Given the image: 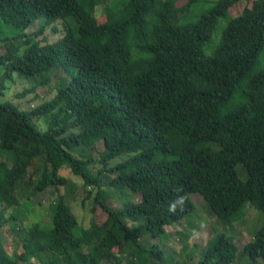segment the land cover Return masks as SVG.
<instances>
[{
	"label": "trees",
	"instance_id": "trees-1",
	"mask_svg": "<svg viewBox=\"0 0 264 264\" xmlns=\"http://www.w3.org/2000/svg\"><path fill=\"white\" fill-rule=\"evenodd\" d=\"M177 1L0 0V95L27 79L15 96L40 100L0 101V264H164L172 252L160 245L171 246L174 227L180 239L189 233L193 192L222 220H238L242 205L264 210V70L252 71L264 48V0L231 15L242 0H214L194 21L201 0ZM46 27L58 35L36 39ZM44 85L50 98L36 90ZM235 95L243 100L232 104ZM70 173L82 180V202L91 196L82 227L65 197ZM50 186L49 219H27L21 199L40 202ZM105 188L128 192L120 207ZM7 223L18 252L2 242ZM237 251L232 236L216 233L194 264H230ZM243 251L264 264V223Z\"/></svg>",
	"mask_w": 264,
	"mask_h": 264
},
{
	"label": "rangeland",
	"instance_id": "rangeland-1",
	"mask_svg": "<svg viewBox=\"0 0 264 264\" xmlns=\"http://www.w3.org/2000/svg\"><path fill=\"white\" fill-rule=\"evenodd\" d=\"M114 3H117L118 6L121 5L123 0H114ZM184 0H178L177 5H179ZM246 0H242L240 2H236L235 5H233L229 9V14H237L243 7ZM214 0H201L197 4L193 5L191 8V20L194 21L197 18V14L201 12V10H207L211 7ZM101 11V7H99L96 10V15H98ZM231 11V12H230ZM228 20V16H222L218 18V21L215 25V28L211 34L210 39L204 43L203 50L206 54H210L216 44L219 41L221 31L224 28L226 22ZM43 23V20H38L34 22V24H31L25 29V32H34L37 30ZM60 25H62L60 22H58ZM6 34L9 35L10 33L14 32L15 29L12 27L6 28ZM58 34H53L51 30H49L47 27L45 31L39 35H36L35 38L39 40H43L44 38L48 40L54 39ZM256 70H264V48L259 53L257 60L254 64V68L252 71ZM42 75H40L41 77ZM30 80L18 79L15 83H10L11 86L8 87V89L5 90L4 95H0V101L4 100L5 98L12 99L16 104H19L22 108H29L31 106L36 105L40 100H29V98L33 95V92L28 93L27 95L23 97H16L15 92L23 91L25 87H27L30 84ZM49 85L44 86H38L36 88L37 92L45 97L50 98L52 96V91L48 87ZM48 87V88H47ZM243 98H241L240 95H235V98L232 102V104H237L241 102ZM44 123L41 124L42 128H44ZM97 156V153L95 151L91 152V155ZM4 157V156H3ZM118 160H122L124 158V154L116 156L115 157ZM1 159V155H0ZM7 163L10 165L12 163L11 156L7 155L6 158ZM116 161V160H113ZM236 171L238 174V177H240L242 180L246 177V172L244 168L241 167V164L236 165ZM106 179V177H105ZM65 186V197L67 202L70 204L72 210L75 212L77 218H78V225L82 227L81 225H88L89 220L92 217L91 213V196L89 199H84V202H82V198H84L86 191L82 187V180L79 176H76L72 173L69 174V182ZM106 192L108 193L107 202L114 206V207H120L122 205V200L125 196L128 195V192L123 193L121 196H118L116 191H114L112 188H105ZM53 191V187L50 186L46 188L45 191L39 193L38 197L40 202L36 199L32 200V202L27 201L26 199H21V205L24 209V212L27 214V219L32 221H39V220H47L50 217L49 212V203L50 200V193ZM132 198L137 199L136 196H131ZM191 198L194 202V208L192 211L186 215V219H188L186 224L184 222L185 227H187V231H189L188 235L185 238L180 239L179 234L176 233L181 228L180 224H177L174 227V231L171 235V241L169 245L161 244V248L164 250L165 253L172 252L169 254L171 258L166 255L167 258L164 260V264H171L168 262V258L172 260V262H175L176 260H179L180 264H186L188 261L192 264L196 262L197 259H199L203 255V246L205 245L206 241L216 233H224L226 235H230L234 238V242L236 243L238 247V251L236 253V257L234 261L230 264H251L250 259L248 255L243 251L244 244L252 237L253 233L263 225L264 223V210L256 209L252 205H242V213L240 216V220L234 221V222H227L226 220H222L220 218H217L213 215V213L210 211L209 206L206 204V202L201 198V196L197 192H193L191 194ZM30 204V205H28ZM10 210H8L7 213H9ZM23 227L27 225L26 223H23ZM197 227V229H195ZM213 228V230H212ZM176 231V232H175ZM190 234V235H189ZM2 242L8 252L16 251L18 252L21 249L20 241L18 240L17 236L13 234L9 224L7 223L5 226H3L2 232ZM162 240L163 237H160ZM197 243L198 245L195 247H190L193 243ZM185 243L188 245V247L181 255H178V251L183 250ZM259 262L261 260L259 259Z\"/></svg>",
	"mask_w": 264,
	"mask_h": 264
},
{
	"label": "clouds",
	"instance_id": "clouds-1",
	"mask_svg": "<svg viewBox=\"0 0 264 264\" xmlns=\"http://www.w3.org/2000/svg\"><path fill=\"white\" fill-rule=\"evenodd\" d=\"M180 202H182V200H181V199H178L176 203H180ZM247 205H250V204H247ZM245 206H246V205H245ZM173 208H175V204H172V205L169 206V210H170V211H171ZM256 209H257V208H256ZM238 220H240V218H239ZM238 220H236V221H238ZM227 222H230V221L227 220Z\"/></svg>",
	"mask_w": 264,
	"mask_h": 264
}]
</instances>
